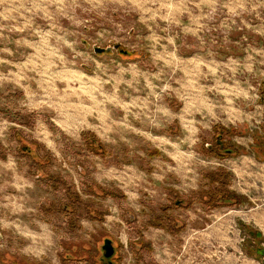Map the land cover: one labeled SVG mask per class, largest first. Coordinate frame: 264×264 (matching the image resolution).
<instances>
[{
	"label": "rangeland",
	"instance_id": "obj_1",
	"mask_svg": "<svg viewBox=\"0 0 264 264\" xmlns=\"http://www.w3.org/2000/svg\"><path fill=\"white\" fill-rule=\"evenodd\" d=\"M263 136L264 0H0V264H264Z\"/></svg>",
	"mask_w": 264,
	"mask_h": 264
},
{
	"label": "flooded vegetation",
	"instance_id": "obj_2",
	"mask_svg": "<svg viewBox=\"0 0 264 264\" xmlns=\"http://www.w3.org/2000/svg\"><path fill=\"white\" fill-rule=\"evenodd\" d=\"M119 48V46H118ZM109 52V51H108ZM229 132L225 129H217V133H215V139L214 142L206 143L205 148L209 150V152L212 154V156L218 157V158H225L224 156L228 155H235L239 152V150H236V147L233 146L231 143H227V140L225 139V135H227ZM260 137H257V141L260 142ZM264 139V136H263ZM28 152H30V149H28ZM258 154H261V156H264V148H259ZM260 157V158H262ZM215 192V191H214ZM214 192L211 194L212 197H210L209 202L213 201H226L230 199L229 193L224 191L223 193L220 192V197L218 199L214 198ZM218 195V194H217ZM182 200L177 201V204H180ZM252 233V232H251Z\"/></svg>",
	"mask_w": 264,
	"mask_h": 264
},
{
	"label": "water",
	"instance_id": "obj_3",
	"mask_svg": "<svg viewBox=\"0 0 264 264\" xmlns=\"http://www.w3.org/2000/svg\"><path fill=\"white\" fill-rule=\"evenodd\" d=\"M118 44H116V45H114V48H118ZM111 50V47H95L94 48V52H96V53H101V52H108V51H110ZM122 51H124V50H122ZM124 52H127V51H124ZM103 249H104V251H105V257H107V258H109V257H111L112 255H113V253H114V247H113V245H112V241H111V239H109V238H107V239H105L104 240V245H103Z\"/></svg>",
	"mask_w": 264,
	"mask_h": 264
},
{
	"label": "bare ground",
	"instance_id": "obj_4",
	"mask_svg": "<svg viewBox=\"0 0 264 264\" xmlns=\"http://www.w3.org/2000/svg\"><path fill=\"white\" fill-rule=\"evenodd\" d=\"M78 74V73H77ZM80 76V75H79Z\"/></svg>",
	"mask_w": 264,
	"mask_h": 264
}]
</instances>
